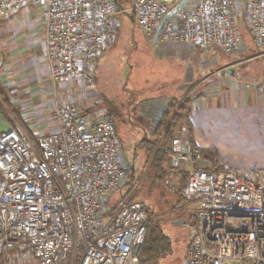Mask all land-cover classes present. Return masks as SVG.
I'll list each match as a JSON object with an SVG mask.
<instances>
[{"label":"built area","instance_id":"built-area-1","mask_svg":"<svg viewBox=\"0 0 264 264\" xmlns=\"http://www.w3.org/2000/svg\"><path fill=\"white\" fill-rule=\"evenodd\" d=\"M183 1L133 0L123 8L116 0H0V19L41 10L52 85L89 87L122 16L132 14L153 44L163 19ZM241 19L259 49L255 59L264 60V0H190L164 25L159 44L243 56ZM246 87L264 94V83ZM52 117L56 131L38 145L17 128L0 134V253L22 243L34 264H139L135 251L148 212L130 197L113 202L129 180L114 122L76 104L56 106ZM174 156L187 170L180 210H192L196 222L183 264H264V171L244 179L196 147Z\"/></svg>","mask_w":264,"mask_h":264},{"label":"crops","instance_id":"crops-1","mask_svg":"<svg viewBox=\"0 0 264 264\" xmlns=\"http://www.w3.org/2000/svg\"><path fill=\"white\" fill-rule=\"evenodd\" d=\"M130 18L135 21L133 15H130ZM43 37L41 10L29 7L9 18L0 19V134L17 128L20 132L25 131L27 138L38 145L41 137L56 131L52 117L53 109L68 104H76L87 113L101 110L98 106L103 104L106 106L107 115L114 116L119 113V118L122 119V109H110L112 105L108 106V100H104L95 91L91 90L89 96H81L78 93L80 86L68 87L70 83L59 86L56 92L48 88L47 84L52 83ZM245 38L249 48L245 49L244 57H249L252 61L245 67L237 66L239 59L230 58L221 51L196 52V55L187 45L166 42L158 45L163 47V57L164 50H167L166 58L170 62L174 60L183 64L185 77L176 94L142 102L139 115L146 121L150 134L148 136L145 133L143 140H136V152L144 151L145 158L149 161L147 144L156 140L155 132L164 115L168 112L175 114V109L181 105L182 99L186 101L189 97L190 101L185 106L190 127H186V120H183L180 128L185 130L179 134L181 137L176 141L179 149L185 150L194 145L202 151L215 152V163L220 169L232 170L244 179L264 171V94L246 87V84L264 83V61H255L259 49L252 36L246 34ZM250 48H255L256 51L251 56ZM174 55L179 61L173 59ZM211 57L214 62L212 70L216 72L212 71L213 76L209 78L208 74L202 71L208 70L205 67H210L211 62L208 59ZM218 57L222 59L218 60ZM228 59L233 61L229 62ZM208 79L216 80L226 89H209V86H206ZM193 83L198 90L194 88ZM96 84L95 79L93 88ZM26 95H29V98H26ZM2 101L15 112V118L14 113L12 115V112L4 108ZM172 106H175V109H172ZM172 157L173 155L166 160L174 163L171 168L174 175H186L187 170L178 163L177 156ZM131 171L134 177L133 166Z\"/></svg>","mask_w":264,"mask_h":264},{"label":"rangeland","instance_id":"rangeland-1","mask_svg":"<svg viewBox=\"0 0 264 264\" xmlns=\"http://www.w3.org/2000/svg\"><path fill=\"white\" fill-rule=\"evenodd\" d=\"M116 1L123 8H130L133 3V0ZM130 15L132 14L121 17L116 43L108 50L97 68V84L94 88L93 85L88 87L81 83L77 85L72 82H68L70 83L68 87L70 85L80 86L81 90L78 93L81 96H89L91 90L92 92L95 91L104 100H108V106L112 105L109 107L110 109L115 107L122 109L123 118L117 117L113 120L117 127L116 133L120 142L121 159L128 178H131L132 181L122 189L120 194L117 193L113 196V202L119 201L121 196L130 194L134 201L142 204L148 212L149 222L159 224L163 234L169 238L172 247L170 255L158 264H183L195 231L193 211L180 210L186 204L182 199L181 191L187 174H182L181 177L174 175L171 171L174 163L167 160L164 161L160 169H157L154 163L155 157H149L148 161L145 158L144 151L136 152L135 146L138 144L136 140H143L145 133L148 136L150 134L146 121L139 115L142 102L176 94L177 88L185 77L184 67L182 63H176L174 60L170 62L166 58L167 50H164L165 56L163 57L161 55L163 47L153 46L137 23L130 19ZM243 31L245 35H249L248 32H245V29ZM246 38H244V41ZM244 48H249L246 41ZM211 50L218 53L221 51L219 49ZM249 53L250 56L255 54V48H250ZM222 57L224 58V56ZM243 57L244 55L237 56L235 60L236 58L240 60ZM173 59L179 61L175 55ZM212 59V57L208 59L211 62L209 63L210 67H205L208 70L202 71L206 75L208 74L209 78L213 76L212 71L216 72L212 70L214 65ZM219 59L222 58L218 57ZM228 60L229 62L233 61L232 59ZM255 61L262 62L261 59H255ZM249 63L247 61L243 66ZM185 67L188 68V65L185 64ZM198 73L201 76V72ZM49 84H47L48 88L56 92L57 88ZM206 86H209V89H226L223 84H218L216 80L212 79L206 81ZM194 88L198 90L196 86ZM53 96L55 98V95ZM25 97L29 98V95ZM1 99L3 100L2 97ZM2 104L8 112L15 115V112L9 108L5 101H2ZM98 108L101 109L99 111L107 112L105 111L106 106L103 104ZM178 131L179 125L176 130V141L181 137ZM21 132L22 136L28 139L25 131ZM132 137L135 138L132 139ZM132 166L136 173H134V177H132ZM0 264H34V260L30 248L21 243L8 254L0 253Z\"/></svg>","mask_w":264,"mask_h":264},{"label":"trees","instance_id":"trees-1","mask_svg":"<svg viewBox=\"0 0 264 264\" xmlns=\"http://www.w3.org/2000/svg\"><path fill=\"white\" fill-rule=\"evenodd\" d=\"M120 6V5H119ZM240 25L242 29H245L244 20H240ZM249 36H251L249 34ZM264 61V60H263ZM247 66V65H245ZM242 65V67H245ZM183 100V99H182ZM190 101V98L186 99V101H182L181 105L175 109V106H172V109H175V114L171 115L170 112L166 113L162 119V122L159 127H157L155 132L156 140L152 143H148V153L149 157H155L154 163L157 169H160L163 165L164 161L167 158H170L171 155H176L179 153V148L176 144V130L179 125V133H184L183 128H180L181 123L183 124V120H186V127H190L188 113L186 104ZM119 117V114L116 115H108L112 121L114 118ZM114 122V121H113ZM115 124V123H114ZM185 128V126H184ZM190 131V130H189ZM192 148H195L194 145H190ZM203 156L206 159H209L213 162H217V155L215 152L203 151ZM1 178V176H0ZM131 178L128 180L127 185L130 184ZM130 197L131 202H134V198L130 196V194L124 199H128ZM115 209V208H114ZM147 211V210H146ZM196 222L194 220V226ZM172 251V247L170 244L169 238H167L159 226L158 223L150 221L147 224V232L144 243L141 245V249L138 255L139 264H158L161 260L170 255Z\"/></svg>","mask_w":264,"mask_h":264},{"label":"water","instance_id":"water-1","mask_svg":"<svg viewBox=\"0 0 264 264\" xmlns=\"http://www.w3.org/2000/svg\"><path fill=\"white\" fill-rule=\"evenodd\" d=\"M190 0H184L181 4H179L178 6H176L175 8H173L168 15L163 19V21L161 22L157 34H156V38L153 42V46H158L159 44V39H160V35L162 32V29L164 27V25L167 23L168 20H170L172 17H174L177 13H179L185 6H187V4L189 3ZM245 7L243 8V10L245 11ZM242 17V14L240 15ZM131 20H134L133 18H130ZM141 247H137L135 254L139 255Z\"/></svg>","mask_w":264,"mask_h":264}]
</instances>
